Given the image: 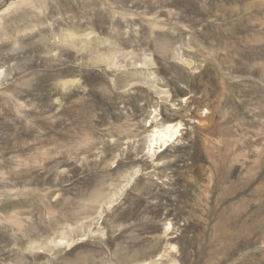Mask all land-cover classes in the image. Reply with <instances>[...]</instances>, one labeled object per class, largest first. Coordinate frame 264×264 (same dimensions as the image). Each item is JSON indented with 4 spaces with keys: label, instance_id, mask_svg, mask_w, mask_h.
Wrapping results in <instances>:
<instances>
[{
    "label": "rangeland",
    "instance_id": "obj_1",
    "mask_svg": "<svg viewBox=\"0 0 264 264\" xmlns=\"http://www.w3.org/2000/svg\"><path fill=\"white\" fill-rule=\"evenodd\" d=\"M0 264H264V0H0Z\"/></svg>",
    "mask_w": 264,
    "mask_h": 264
},
{
    "label": "bare ground",
    "instance_id": "obj_2",
    "mask_svg": "<svg viewBox=\"0 0 264 264\" xmlns=\"http://www.w3.org/2000/svg\"><path fill=\"white\" fill-rule=\"evenodd\" d=\"M178 128L179 123H167L161 128H155L151 133V146L154 147L157 143L166 145L178 133Z\"/></svg>",
    "mask_w": 264,
    "mask_h": 264
}]
</instances>
